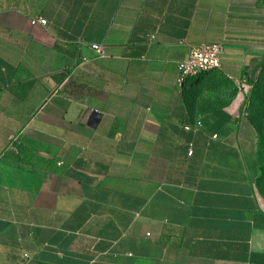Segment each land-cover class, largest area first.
Returning <instances> with one entry per match:
<instances>
[{
    "label": "crops",
    "instance_id": "1",
    "mask_svg": "<svg viewBox=\"0 0 264 264\" xmlns=\"http://www.w3.org/2000/svg\"><path fill=\"white\" fill-rule=\"evenodd\" d=\"M200 43L229 89L193 102L177 63ZM262 59L264 0H3L0 264H264Z\"/></svg>",
    "mask_w": 264,
    "mask_h": 264
},
{
    "label": "built area",
    "instance_id": "2",
    "mask_svg": "<svg viewBox=\"0 0 264 264\" xmlns=\"http://www.w3.org/2000/svg\"><path fill=\"white\" fill-rule=\"evenodd\" d=\"M30 25H46V21L41 18L30 20ZM154 37L152 36L151 39ZM91 50L96 57L104 58L106 56V48L102 45H92ZM222 52V44L220 43H200L190 46L187 57L177 63V79L176 84L180 88H184L188 83H191L192 78L195 81L203 79L205 75L220 68V54ZM85 61V59H83ZM240 86L243 85L240 83ZM202 127L199 119H195L192 125H185L183 128L186 131H198ZM216 135L212 139H216ZM15 137L11 136L10 141H14ZM188 155H192L189 150Z\"/></svg>",
    "mask_w": 264,
    "mask_h": 264
},
{
    "label": "rangeland",
    "instance_id": "3",
    "mask_svg": "<svg viewBox=\"0 0 264 264\" xmlns=\"http://www.w3.org/2000/svg\"><path fill=\"white\" fill-rule=\"evenodd\" d=\"M215 71L210 74L205 75L202 79L201 84L210 88L212 82L208 80L213 76ZM196 78L190 80L191 83L195 82ZM252 84L246 88V93L244 94V118L251 124L255 131V146L261 145L262 151L261 155L264 156V68L258 70L252 79ZM202 87L196 86L193 88L192 94L190 95V101L196 102L198 98L203 94ZM229 87L226 83L222 82L218 86L216 92L225 94ZM215 94V93H214ZM261 137L259 141L258 137ZM257 196L260 199L264 207V171L263 176L258 184H255Z\"/></svg>",
    "mask_w": 264,
    "mask_h": 264
},
{
    "label": "trees",
    "instance_id": "4",
    "mask_svg": "<svg viewBox=\"0 0 264 264\" xmlns=\"http://www.w3.org/2000/svg\"><path fill=\"white\" fill-rule=\"evenodd\" d=\"M2 1L3 0H0V5L2 4ZM261 68L262 69L264 68V59H262L260 61V63L253 69L251 76H248V78H246V82H247L248 85H251L252 84L251 82H252V79H253L254 74L258 70H260ZM201 81H202V79L197 80V81H195L193 83H188L187 85H189V86L191 85L192 87H196V86L201 87V86H203L202 87V91L203 92L205 91V92L211 94V93H214V92H216L218 90V86L220 85V83L224 82V83L227 84L226 80L223 79V78H221V77H218L216 79H213L212 80V83L210 85V88L209 87H206L205 85H202L201 84ZM258 138H259V141H260L261 140V137L259 136ZM261 151H262L261 145H258L257 147L255 146V158H256V163H257V166H258V176L256 177L255 184H258L259 183L260 179L263 176V171H264V156H262L260 154Z\"/></svg>",
    "mask_w": 264,
    "mask_h": 264
},
{
    "label": "water",
    "instance_id": "5",
    "mask_svg": "<svg viewBox=\"0 0 264 264\" xmlns=\"http://www.w3.org/2000/svg\"><path fill=\"white\" fill-rule=\"evenodd\" d=\"M93 115H96V113H95V112H93Z\"/></svg>",
    "mask_w": 264,
    "mask_h": 264
}]
</instances>
